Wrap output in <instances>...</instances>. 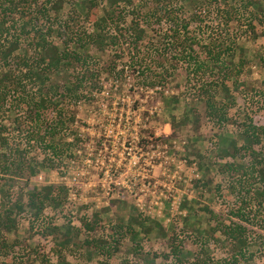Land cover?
Listing matches in <instances>:
<instances>
[{
    "label": "rangeland",
    "instance_id": "1",
    "mask_svg": "<svg viewBox=\"0 0 264 264\" xmlns=\"http://www.w3.org/2000/svg\"><path fill=\"white\" fill-rule=\"evenodd\" d=\"M224 1L189 0V13L181 12L186 0L166 3L178 10L182 37H196L223 48L232 46L236 65H229L230 71L240 72L227 81L235 99L228 123L208 118L199 93L200 80H220V68L208 69L200 78L202 73L191 74L186 61L166 54L172 44L165 33L170 27L177 28L167 17L151 21L154 30L146 29L141 49L120 37L96 58L95 68L104 70L95 75L91 95L71 109L75 120L59 136L69 143V150L54 162L37 135L33 137L34 124L24 118L22 106L12 108L15 98L10 93L6 105L12 109L0 115V122L8 128V136L21 144L25 161L39 170L36 175L27 169L22 177H10L0 165V211L33 187L60 186L66 191L61 196L66 197L62 206L46 208L37 220L25 207L15 228L10 232L0 229L10 244L0 248V264H179L170 254L174 245L179 246L183 262H193L203 251L206 261L210 258L212 264H226L224 260L231 255L225 237L219 229L213 231L214 227L217 222H240L231 212L247 203L254 190L264 192V184L252 178L246 187L252 193L239 188L231 193L230 187L240 176L222 166L232 159L220 158L221 146L228 142H219L221 137L238 136V123L249 119L264 126V0L260 5H249L254 0H228L226 5ZM142 2L134 0L133 5L156 6L155 0ZM235 7L241 9L239 20ZM226 8L233 17L227 24L230 35L224 31ZM70 10L66 4L60 14L65 17ZM131 11L132 7H126V23L132 18ZM183 24H187V32ZM236 28L240 31L235 33ZM194 47L204 58L198 45ZM146 49L151 55H146ZM240 58L244 60L241 65ZM109 67L115 69L108 72ZM157 72L165 74V81L152 85L158 80ZM23 83L30 89L28 81ZM172 121L177 124L174 133ZM255 148L263 156L264 139ZM238 160L247 163L249 158ZM261 199L264 204V196ZM244 206L258 214L255 207ZM130 213L148 216L160 226L137 243L129 237L120 239L118 251L111 257L100 256L87 245L86 240L110 236L112 228L127 221ZM252 218L250 223L240 222L248 228L251 243L235 264H264V221ZM82 219L91 220L94 229L86 230ZM49 223L60 232L47 234L46 230L43 234ZM68 227L72 229L67 234ZM65 238L68 243L59 246Z\"/></svg>",
    "mask_w": 264,
    "mask_h": 264
},
{
    "label": "trees",
    "instance_id": "2",
    "mask_svg": "<svg viewBox=\"0 0 264 264\" xmlns=\"http://www.w3.org/2000/svg\"><path fill=\"white\" fill-rule=\"evenodd\" d=\"M140 1L143 3V0ZM155 1L156 6L133 5L134 0H0V115L9 109L11 111L12 108L22 106L24 118L34 124L31 129L32 135L34 137L36 134L42 142L44 151L48 153V159L53 162L60 159V155L69 150V143L59 136L66 130L68 122L75 120L71 109L75 103L91 95L90 88L95 85L92 83L95 75L97 76L101 69L104 70V68H95L93 62L96 58L109 44L116 45L120 37L125 41L129 40L135 49H141L146 29L154 30L151 21L161 22L164 17H167L170 19L169 22H173L177 28L170 27L165 33L172 44L171 52L174 50V54L171 52L166 54L169 53L172 59L186 61L191 74L198 76L199 72L202 73L200 78L206 70L220 68L219 71L222 74L220 80L206 83L200 80L199 93L203 94L202 100L206 106L208 118L222 124L230 122L228 111L234 105L235 99L227 81L232 79V75L240 72V70L232 72L233 69L230 71L229 65H236L232 60L234 57L232 46L223 48L221 44L214 46L196 37L190 39L188 35L182 37L178 30L181 27L178 25L180 20L177 16L178 10L172 9L166 0ZM261 1H249V5H260ZM186 2L188 3L182 6L181 12L189 13V0ZM227 3L228 0H225L224 5ZM66 4L70 5L71 10L67 16L63 17L60 12ZM126 7H132V18L129 23H126ZM234 10L239 20L241 9L235 7ZM228 12L226 8L224 26L226 35H230V29L227 28L228 20L233 18ZM258 19L263 23L262 17ZM142 23L145 26H142ZM249 25L253 30V24L249 22ZM182 28L188 31L187 24H183ZM234 31L236 33L240 30L236 28ZM8 35L10 39L7 38ZM53 36L61 40L62 45L58 44ZM233 44L235 45V41ZM194 45H198L199 50L205 53L204 58L199 57ZM146 53L147 56L148 53L151 55L150 50L146 49ZM243 61L240 58L239 65ZM108 69L107 71L110 72L115 68ZM226 70H229L230 74ZM164 75L163 72H157L155 78L157 77L158 80L152 85L163 84ZM187 75L188 81L189 72ZM24 81H28L30 89H27ZM11 92L15 98L12 108L6 105ZM21 123L23 125L24 121L22 120ZM170 125L174 133L177 124L172 121ZM237 127L238 136L235 138H220L219 142H228L227 145L221 146L220 158L230 157L232 161H227L222 166L240 176L235 185L230 187L231 193L237 188L249 193L251 189L246 187L252 178H255L257 183L264 184V155L261 156L255 148L264 139V126L255 125L249 119V122L238 123ZM7 130L8 128L0 122V165L3 173L10 177L13 175L22 177L21 175H24L28 169L29 174L36 175L39 168L32 166L31 161H25L26 156L23 157L21 144L10 138ZM238 139L242 141L241 145H238ZM246 157L249 158L247 163L243 160L239 162L238 158ZM61 194H66L65 189L53 184L31 188L0 211V229L10 232L15 228L25 207L29 209L35 220L41 217L46 208H59L66 197L63 198ZM263 196L264 192H261L259 188L254 190L247 203L242 202L243 204L231 212L232 215L242 223L252 222V217L256 219L261 217L264 221V204L261 199ZM247 204L249 206L252 204L251 206L255 207L258 214H251L248 207L244 206ZM98 216L99 214L95 213V219ZM240 222L228 224L217 222L218 226L213 229V231L219 229L218 231L225 237L224 245L227 246L231 255L224 260L226 264H235L244 257L251 243L248 228ZM33 223L34 220L30 224L31 228ZM82 224L86 230L94 229L91 220L88 222L82 219ZM155 226L160 225L148 216L130 213L127 221L120 222L112 228L114 230L110 236L85 242L100 256L111 257L118 251L120 239L129 237L137 243L141 236L150 235ZM71 229V227L67 228V234L71 232ZM46 230L49 231L47 234L60 232V228L51 223L45 225L42 233L45 234ZM66 240L67 238L59 241L58 245H65L68 243ZM8 246L10 244L0 231V248L5 249ZM180 252L179 246L174 245L170 253L179 264L213 263L210 258L207 261L204 259L203 251L201 255L195 256L193 262H183L179 257Z\"/></svg>",
    "mask_w": 264,
    "mask_h": 264
}]
</instances>
